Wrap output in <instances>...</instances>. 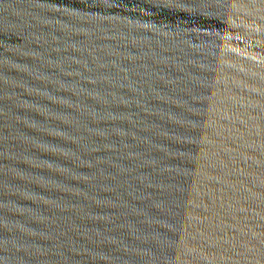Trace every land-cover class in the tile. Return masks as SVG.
Returning a JSON list of instances; mask_svg holds the SVG:
<instances>
[{
  "label": "water",
  "instance_id": "obj_1",
  "mask_svg": "<svg viewBox=\"0 0 264 264\" xmlns=\"http://www.w3.org/2000/svg\"><path fill=\"white\" fill-rule=\"evenodd\" d=\"M0 264H264V0H0Z\"/></svg>",
  "mask_w": 264,
  "mask_h": 264
}]
</instances>
